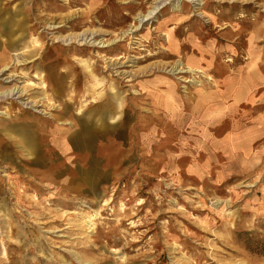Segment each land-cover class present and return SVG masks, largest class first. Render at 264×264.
I'll return each mask as SVG.
<instances>
[{
	"label": "rangeland",
	"instance_id": "obj_1",
	"mask_svg": "<svg viewBox=\"0 0 264 264\" xmlns=\"http://www.w3.org/2000/svg\"><path fill=\"white\" fill-rule=\"evenodd\" d=\"M164 1L0 0V91L22 92L0 124L37 138L27 162L0 134V264H264L237 236H264V0ZM107 101L98 154L80 138ZM51 120L68 144L39 141Z\"/></svg>",
	"mask_w": 264,
	"mask_h": 264
},
{
	"label": "bare ground",
	"instance_id": "obj_2",
	"mask_svg": "<svg viewBox=\"0 0 264 264\" xmlns=\"http://www.w3.org/2000/svg\"><path fill=\"white\" fill-rule=\"evenodd\" d=\"M63 8H64V6L62 7V9ZM155 9H157L156 6L154 7L153 10H150L148 12V14H145L141 18H139V22H142V21H145V20L150 19L151 16H149V15L153 14ZM27 16L32 18V13L30 12V10L27 13ZM54 19H55V16L52 15V14H45L43 16L35 15V20H36L37 24L40 25L41 23H43L44 26H46V29H48V30H54V29H56L57 26H54V24H52V21ZM29 28L32 29V32L33 33H35L36 28H34L33 25H30ZM196 32H197V30L194 33H196ZM258 35H259V31H256V32L252 33L251 39H254V36L256 37ZM1 36H2V33L0 32V37ZM245 36L246 35H245V33H244L243 30L242 31H236L234 33V36H233V41H234L233 44H235L237 47H239L240 45H242L245 42ZM85 40H86V38H85ZM0 43L1 44L4 43L6 47L7 46L8 47L9 46H13V45H11V44H13L12 38H5L4 41L0 39ZM256 45H258V42H255L253 40L252 41H249V48L250 49H253V47L256 46ZM8 60L9 59H7L5 63H8L9 62ZM113 64H116V62L114 61ZM7 66H8V64H5V66L3 68L5 69V67H7ZM57 66H59V65H57ZM169 67H170L169 68V71L172 72V73L191 72V74H192V72H201L199 69H194V68H192L190 66L186 67L187 69L184 70V67H181L180 68L178 63H176V64H170ZM14 68H17V67L15 66ZM9 78H12V77L10 76ZM245 86H246V83H243V85L238 89V92L240 93V95H242L245 92ZM40 88H41V93L44 95V99L46 100V98H48L50 100L51 99L50 96H47V94H46V91H47V88H48V84L45 83V80H42V84L40 85ZM17 94H18V97L22 98V92L20 90H18V89L16 90V87L15 88L8 89V90H5V91H2V92L0 91V101H5V100H8V99H12ZM116 94H117V92L112 93V95H110V96L116 98ZM32 102H33L34 105H36V106L38 105V103H36L38 101H35V102L34 101H31V103ZM52 103H54V102H52ZM91 103H94V100H92ZM172 110L173 111H171V110L166 111L165 112L166 115L176 114L175 113V108H173ZM65 111L68 112V114H69L68 108H65L64 107V112ZM71 113H72V111H71ZM78 113H80V112H78ZM100 113H101V115L98 118H96L95 121H94V124L93 125L95 127L93 125H90L91 124L90 122L87 123L85 125V128L90 133H86L85 136H83V137L81 136V138H80V139H82V141L84 142V144L88 145L89 147H92V149H94L96 152H98V154L101 153V152L104 153L107 150H109L112 147H114L115 145H117V142L114 139L115 137H113V133L116 131L115 129L117 128V124H118V121H116L117 118H118V116H115V114L116 113H119V105L118 104H114V105L110 106L109 101H107L106 102V108L104 110H101ZM18 118H19L18 120H20L21 117L19 116ZM105 119H107V122H109L108 123L109 124V128L112 131H109V132H107V134L104 135V133H103L104 130L103 129L105 128V123H104ZM53 123H54L53 120H51L50 122L48 121V122H45L44 123L46 126H42V129H40L39 141L41 143L47 144L48 146L50 144H52L53 140L56 143H58L59 145L60 144H63V145L68 144V140L66 138L67 136L61 137V135L59 133L58 134H54L53 136H50V135H47L44 132V131H46V128L48 126H50V124H53ZM66 123H69V122L62 121L60 124H66ZM143 123L144 124H143V126L141 127L140 130H145L149 126V122L147 120H144ZM70 125L72 126V123L71 122H70ZM56 129H58V128H56ZM58 130H61V129H58ZM66 131H68V130H66ZM3 133H4V135L9 136V138L12 139V141H14V144L20 149V152L19 153L22 152L23 154L22 153L21 154L24 155L25 157H27V162L28 161L29 162H33V161L36 160V156H34V154H35V144H36L37 138L33 134V130L30 128V126L27 125V123H24V125H22V126H17L16 124H6V123L3 124V122H2V124H0V134H3ZM101 133H103L104 140L102 138H100V141H98V142L95 143L94 138L95 137L96 138L100 137V134ZM50 156H51V154H50ZM51 164H50V166H51ZM52 166H53V164H52ZM47 170H49V169H47ZM51 170H52V167H51ZM0 188H1V185H0ZM3 202H7V200H3ZM4 215H5V213H4Z\"/></svg>",
	"mask_w": 264,
	"mask_h": 264
},
{
	"label": "trees",
	"instance_id": "obj_3",
	"mask_svg": "<svg viewBox=\"0 0 264 264\" xmlns=\"http://www.w3.org/2000/svg\"><path fill=\"white\" fill-rule=\"evenodd\" d=\"M243 241L244 248L251 254L264 256V236H256L251 232H237Z\"/></svg>",
	"mask_w": 264,
	"mask_h": 264
},
{
	"label": "crops",
	"instance_id": "obj_4",
	"mask_svg": "<svg viewBox=\"0 0 264 264\" xmlns=\"http://www.w3.org/2000/svg\"><path fill=\"white\" fill-rule=\"evenodd\" d=\"M263 263H264V260H263Z\"/></svg>",
	"mask_w": 264,
	"mask_h": 264
}]
</instances>
